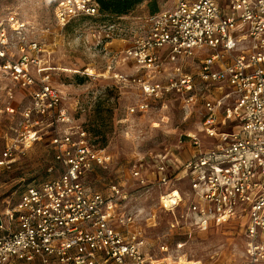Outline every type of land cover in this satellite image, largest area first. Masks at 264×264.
Here are the masks:
<instances>
[{
    "label": "built area",
    "instance_id": "1",
    "mask_svg": "<svg viewBox=\"0 0 264 264\" xmlns=\"http://www.w3.org/2000/svg\"><path fill=\"white\" fill-rule=\"evenodd\" d=\"M98 16L94 0H62L54 10L61 27ZM143 26L141 34L123 40L122 49L108 48L117 36L113 25L99 41L108 71L132 70L113 78L139 88L144 97L130 112L146 111L147 100L173 94L187 115L202 103L198 133L205 141L197 132L184 134L152 158V170L138 156L131 179L140 188L157 189L170 233L242 222V264H264V0H172L171 8L147 16ZM25 30L13 15L0 23V81L26 91L29 100L20 131L1 152L0 167L10 168L14 157L48 137L60 173L26 186L0 220V264H174L170 244L146 236L155 215L125 210L126 184H110L106 194L86 185L112 158L90 143L62 106L45 49L27 42ZM8 31L18 36L16 57L9 53ZM211 87L213 97H202ZM7 97L12 99L11 90ZM184 149L174 165V153ZM173 247L179 250L181 243Z\"/></svg>",
    "mask_w": 264,
    "mask_h": 264
},
{
    "label": "rangeland",
    "instance_id": "2",
    "mask_svg": "<svg viewBox=\"0 0 264 264\" xmlns=\"http://www.w3.org/2000/svg\"><path fill=\"white\" fill-rule=\"evenodd\" d=\"M61 1L0 0V23L4 26L8 16L13 15L26 25L23 32L26 41L43 46L45 61L55 70L52 79L62 94V106L88 134L90 143L103 147L110 154V164L95 169L88 176L86 185L93 191L106 194L108 185L126 184L129 200L125 210H142L155 215V226L146 229V236L168 242L171 254L176 257L174 264H180V261L183 264H242L244 240L241 231L233 224L170 233L167 228L169 217L159 209L157 189L140 188L130 176L138 156L145 159V168L152 170V158L175 147L186 133L197 132L201 141H205L198 133L204 114L202 103H197L187 115L179 96L173 94L161 100H147L146 111L130 112L144 97L139 88L113 78L119 73L130 75L131 70L125 72L118 67L108 71V54L104 45L99 43L112 25L117 34L112 42L141 34L143 20L153 15L150 12L171 8L172 0H145L121 18L77 17L63 27L54 17V10ZM8 34L9 53L16 57L18 36L9 31ZM77 79H82L83 83L77 84ZM8 90L12 91V99L7 97ZM201 95L213 97L212 87L204 89ZM28 101L26 91L19 90L8 80L0 81V155L20 131L21 112L28 107ZM8 107L14 110L12 114L6 111ZM96 132L99 136L94 135ZM186 153L187 149L174 153L172 163L178 166ZM14 158L10 168L0 167L2 221L26 186L56 178L60 173V167L53 161L48 137H41L23 156ZM177 188L186 190L187 187L178 184ZM175 242L181 243V249L173 247Z\"/></svg>",
    "mask_w": 264,
    "mask_h": 264
},
{
    "label": "trees",
    "instance_id": "3",
    "mask_svg": "<svg viewBox=\"0 0 264 264\" xmlns=\"http://www.w3.org/2000/svg\"><path fill=\"white\" fill-rule=\"evenodd\" d=\"M94 1L98 5V9H99L98 17L121 18L126 16L136 6L140 5L145 0H94ZM150 13L154 14L156 13V10L153 9ZM76 81L77 84L79 85L83 83L82 79H77ZM94 135L99 136V133L96 132Z\"/></svg>",
    "mask_w": 264,
    "mask_h": 264
},
{
    "label": "crops",
    "instance_id": "4",
    "mask_svg": "<svg viewBox=\"0 0 264 264\" xmlns=\"http://www.w3.org/2000/svg\"><path fill=\"white\" fill-rule=\"evenodd\" d=\"M113 44H115V45H113ZM124 46H125L124 41L122 39H119V40H114L113 42H110L109 49L110 50H119V49H122ZM121 69L123 71H125V72H128V70H130L128 67H122ZM131 72H132V70H131ZM230 224H233L235 226V228H237L242 233V229H241L242 225H243L242 222L240 223V222H237V221H232V222H230V223H228L226 225H230ZM243 252H244V246H243ZM242 262H243V260H242ZM183 263H184L183 261H180V264H183ZM185 264H191V263L185 262Z\"/></svg>",
    "mask_w": 264,
    "mask_h": 264
},
{
    "label": "bare ground",
    "instance_id": "5",
    "mask_svg": "<svg viewBox=\"0 0 264 264\" xmlns=\"http://www.w3.org/2000/svg\"><path fill=\"white\" fill-rule=\"evenodd\" d=\"M173 196H176V194H174ZM168 202V201H167Z\"/></svg>",
    "mask_w": 264,
    "mask_h": 264
}]
</instances>
